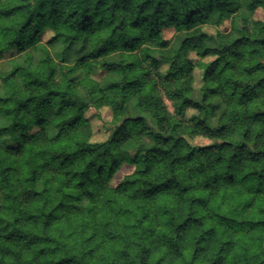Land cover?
Returning <instances> with one entry per match:
<instances>
[{"label":"clouds","instance_id":"9594fccd","mask_svg":"<svg viewBox=\"0 0 264 264\" xmlns=\"http://www.w3.org/2000/svg\"><path fill=\"white\" fill-rule=\"evenodd\" d=\"M0 264H264V0H0Z\"/></svg>","mask_w":264,"mask_h":264}]
</instances>
